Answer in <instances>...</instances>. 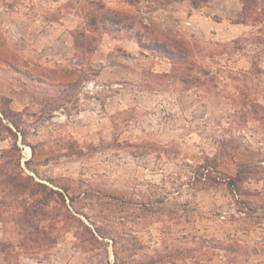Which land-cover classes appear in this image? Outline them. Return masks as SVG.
I'll return each mask as SVG.
<instances>
[{
  "label": "rangeland",
  "instance_id": "rangeland-1",
  "mask_svg": "<svg viewBox=\"0 0 264 264\" xmlns=\"http://www.w3.org/2000/svg\"><path fill=\"white\" fill-rule=\"evenodd\" d=\"M161 1L0 0L6 49L80 81L51 112L41 98L42 105L22 110L19 129L33 152L20 135L19 161L12 138L0 149V264H138L143 252L170 255L157 264H264V0L244 11L242 0L198 8L189 0ZM192 9L200 17L188 23ZM102 11L126 14L132 26L93 30L91 14ZM63 14L77 20L70 48L36 39V19ZM15 15L34 22L25 38H13L22 27L12 23ZM106 35L133 40L139 50L102 47L109 72L98 80L93 63ZM167 39L182 46V55L168 58L153 46ZM23 81L19 73L0 77L1 105L9 88L24 89ZM46 84L27 87L41 91ZM11 170L65 197L67 207L50 199L39 236L23 229L18 215L45 197L8 192L2 173ZM114 198L162 199L169 213L144 218ZM81 221L110 236L88 240Z\"/></svg>",
  "mask_w": 264,
  "mask_h": 264
},
{
  "label": "trees",
  "instance_id": "trees-1",
  "mask_svg": "<svg viewBox=\"0 0 264 264\" xmlns=\"http://www.w3.org/2000/svg\"><path fill=\"white\" fill-rule=\"evenodd\" d=\"M173 1H179V0H173ZM191 5L195 8H198L201 6L203 2H208L209 0H189ZM169 2V0H168ZM165 0H162L159 3V6H165V3H168ZM242 3L244 5L243 11L248 10L250 8L251 4H257L258 0H242ZM96 5V4H95ZM248 7V8H247ZM102 6L99 5L96 9H101ZM102 19L104 22L98 23V19ZM130 17L126 14H112L108 11H102L101 13H92L91 19L89 21V25L92 27L93 30H97L98 24L100 25L101 29H105L107 26H112L114 29H117L118 27L128 26L131 27L132 23L128 22V19ZM106 22V23H105ZM107 24V25H106ZM79 34L82 36L83 33L79 32ZM1 37V35H0ZM2 39H0V70L1 68L4 69L2 73H0V77L2 76H14L16 74H21L25 77H27V81H29L30 85L35 83L37 84L36 87L40 88L39 85L42 83H47L43 89H32L27 87V81L22 82L19 87L24 88L25 90L30 91L35 96L41 98L45 102V106L48 108V110L51 112L54 107L53 105L58 102L59 100H64V96L67 94V90H71L73 88H76L79 85V80L74 77L73 72L69 70H62L60 72L47 70L42 67H33L28 62L21 59L16 53H14L10 48L6 49V46L1 42ZM4 41V40H2ZM76 41V40H75ZM140 43V41H139ZM179 44V43H178ZM176 41L173 39H167L166 41H162L160 43H156L153 46L157 48L160 53L164 54V56L170 58V56H174L175 53H178L179 55H182L183 48L179 44L178 45ZM4 48V49H3ZM90 48V47H89ZM91 49V48H90ZM33 86V85H31ZM10 99L5 98L4 105L0 104V138L4 139L7 137H10L13 139V143L10 147V150L18 151V155L16 157V160L19 161L21 156L20 146L18 144V135L21 136V143L29 146L33 152L34 147L31 144L26 143L24 132L21 131L19 128L20 122L23 120V117L27 115L24 111H15L10 108ZM13 155H9L8 161H11ZM7 161V162H8ZM242 172V171H241ZM5 175L4 180L1 181V184L6 185V190L14 195L19 194H29V196H33L34 194H43L44 200L41 199H35L34 202L28 204L27 206L22 207L21 214L18 215V221L21 222L20 226L23 227V229L28 230V233L30 235L39 236V231L41 229L42 223L46 220V218L50 215V208L49 203L50 199L54 200L55 202H61L64 207H67L65 204V197L63 193L59 190L50 188L49 186L43 184V183H37L34 181H31V177H26V180H21L19 178V174H17L14 171H6L2 173ZM240 174L237 173V175ZM238 177V176H237ZM213 180V179H212ZM219 180V179H217ZM214 182L217 183V181ZM235 181L228 182L229 186L233 185ZM63 191H66V188L61 187ZM55 195V199H53L52 196ZM72 200L71 198H69ZM114 200L118 203H120V206H136L138 211H141V215L145 216L147 214L151 215L154 214L156 219L159 218V216L165 215L169 213L165 202L161 199H157L154 201H139L134 202L132 199L130 200H120L114 198ZM125 207V208H126ZM100 213V212H99ZM85 218L89 221H91V217L84 214ZM82 225V228L89 236L88 240H95L99 241V238H105L110 236L105 229L93 225V227H89L82 221L80 222ZM113 230V229H112ZM184 238V237H183ZM112 241L113 248L117 245V239L115 237H110ZM120 244V242H119ZM121 245V244H120ZM139 248H142L141 246ZM116 257V252H114ZM159 255L155 254V256H150L146 252H143L144 258L139 261L138 264H157L160 262H163V260H166V257L164 256H170V255ZM130 261H124V264H128ZM173 262L172 260L170 261Z\"/></svg>",
  "mask_w": 264,
  "mask_h": 264
},
{
  "label": "crops",
  "instance_id": "crops-1",
  "mask_svg": "<svg viewBox=\"0 0 264 264\" xmlns=\"http://www.w3.org/2000/svg\"><path fill=\"white\" fill-rule=\"evenodd\" d=\"M198 16L195 9H192L191 12L187 14V22L190 23L193 19H195ZM200 17V16H198ZM12 23L19 24L21 23L22 27L19 29V31L14 30L13 38H20V37H27L34 28H32V24L34 22L32 21V18L28 16H11L10 17ZM73 19V23L67 24V21ZM27 20H30L31 23H28ZM37 25L39 24V28L35 30V36L36 39L38 38H44L47 45L53 47H61L63 49V44L67 46V48L71 46V40L69 38V30L74 29L77 26V20L75 17H72L71 14H63L60 16L57 20H50L46 21L43 20L40 16V18L35 20ZM47 23V24H46ZM237 25V24H235ZM11 29H9V33H11ZM18 34V35H17ZM67 35V37H66ZM48 38H51L52 41H50ZM37 44V43H36ZM35 44V45H36ZM113 46L115 44L120 45L121 48L126 50L127 52H130L132 55H136L138 52V46L133 40L129 39H114L110 38L109 36H104L101 41V49L99 52V56L97 60L93 63L98 64L99 67V73L97 75L98 80H103L106 78L108 72H109V66L106 61V55L105 50L102 47H106V45ZM47 48V46H46ZM109 50V49H108ZM108 52V51H107ZM10 99V108L15 111H22L23 109L27 107H34L38 104L42 105V100L35 96L33 93H31L28 90L25 89H17V88H9V91L6 95ZM53 120L57 119V117H52ZM8 138L1 139L0 138V149L8 148ZM28 160V159H26Z\"/></svg>",
  "mask_w": 264,
  "mask_h": 264
}]
</instances>
